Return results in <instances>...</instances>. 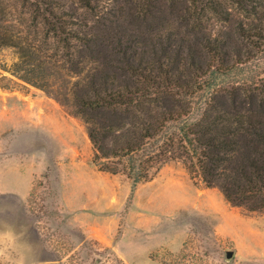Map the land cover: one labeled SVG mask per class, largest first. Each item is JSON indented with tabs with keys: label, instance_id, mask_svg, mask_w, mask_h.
I'll use <instances>...</instances> for the list:
<instances>
[{
	"label": "rangeland",
	"instance_id": "obj_1",
	"mask_svg": "<svg viewBox=\"0 0 264 264\" xmlns=\"http://www.w3.org/2000/svg\"><path fill=\"white\" fill-rule=\"evenodd\" d=\"M56 1L68 32L107 12L100 7L92 15L77 11L75 0ZM229 7L228 23L210 16L192 34L193 25L173 21L158 30L183 32L194 51L206 35L230 38L240 65L216 74L215 89L261 94L264 37H240L236 29L264 27V7L262 17ZM30 10L23 0H0V26L15 30L20 46L0 49V264H264V215L232 206L182 162L139 184L98 169L87 126L66 97L79 79L73 59L57 38L36 33ZM136 26L127 23L125 36ZM212 92L194 99L197 108Z\"/></svg>",
	"mask_w": 264,
	"mask_h": 264
},
{
	"label": "trees",
	"instance_id": "obj_2",
	"mask_svg": "<svg viewBox=\"0 0 264 264\" xmlns=\"http://www.w3.org/2000/svg\"><path fill=\"white\" fill-rule=\"evenodd\" d=\"M23 1L31 7L36 33L57 38L73 59L79 79L66 97L72 98L73 115L87 126L101 172L139 184L165 165L182 162L232 206L264 215V90L215 89L216 74L240 65L230 38L206 35L202 50L194 51L183 32L158 30L173 21L181 28L193 25L192 34L202 31L210 16L228 23L233 4L262 17L258 9L264 0H75L77 11L107 12L84 24L85 30L77 24L70 32L62 26L56 0ZM127 23L137 25L130 36H125ZM3 30L0 26V49L20 48L19 34ZM236 31L240 37H264V27L240 24ZM211 90L197 108L194 99Z\"/></svg>",
	"mask_w": 264,
	"mask_h": 264
},
{
	"label": "water",
	"instance_id": "obj_3",
	"mask_svg": "<svg viewBox=\"0 0 264 264\" xmlns=\"http://www.w3.org/2000/svg\"><path fill=\"white\" fill-rule=\"evenodd\" d=\"M232 255H230V257H231Z\"/></svg>",
	"mask_w": 264,
	"mask_h": 264
}]
</instances>
